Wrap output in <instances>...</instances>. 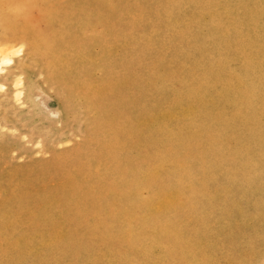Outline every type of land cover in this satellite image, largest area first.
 <instances>
[{
    "label": "rangeland",
    "instance_id": "rangeland-1",
    "mask_svg": "<svg viewBox=\"0 0 264 264\" xmlns=\"http://www.w3.org/2000/svg\"><path fill=\"white\" fill-rule=\"evenodd\" d=\"M1 51L0 264H264V0H0Z\"/></svg>",
    "mask_w": 264,
    "mask_h": 264
},
{
    "label": "bare ground",
    "instance_id": "bare-ground-1",
    "mask_svg": "<svg viewBox=\"0 0 264 264\" xmlns=\"http://www.w3.org/2000/svg\"><path fill=\"white\" fill-rule=\"evenodd\" d=\"M263 1V0H262ZM255 10V9H254ZM219 27L223 29V31L226 29V23H218ZM6 52V53H3ZM1 51L0 53H3L4 55L0 54V79L4 78L7 70L5 68L11 67L14 64V57L9 56V54H7V51ZM65 68V67H64ZM251 69V68H250ZM66 74V73H65ZM237 80V79H236ZM236 82V81H235ZM23 84V83H20ZM19 86V85H18ZM7 86H5L4 84H0V88L1 90H6ZM21 89V88H20ZM23 90V89H22ZM98 95V93H97ZM96 96V95H94ZM93 96V97H94ZM48 198V197H47ZM61 205V204H60ZM63 208V207H62ZM75 222V221H74ZM164 245V244H163ZM109 256V255H108Z\"/></svg>",
    "mask_w": 264,
    "mask_h": 264
}]
</instances>
